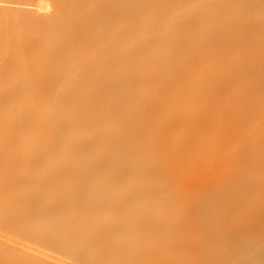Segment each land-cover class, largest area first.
<instances>
[{
  "label": "bare ground",
  "instance_id": "1",
  "mask_svg": "<svg viewBox=\"0 0 264 264\" xmlns=\"http://www.w3.org/2000/svg\"><path fill=\"white\" fill-rule=\"evenodd\" d=\"M0 264H264V0H0Z\"/></svg>",
  "mask_w": 264,
  "mask_h": 264
},
{
  "label": "rangeland",
  "instance_id": "2",
  "mask_svg": "<svg viewBox=\"0 0 264 264\" xmlns=\"http://www.w3.org/2000/svg\"><path fill=\"white\" fill-rule=\"evenodd\" d=\"M51 125H57V120H53L50 122ZM45 148L47 151H50V156H51V161L55 162L58 160V158L61 155V150L57 149V146L53 143H51V141H47ZM52 158H55L56 160H52Z\"/></svg>",
  "mask_w": 264,
  "mask_h": 264
}]
</instances>
